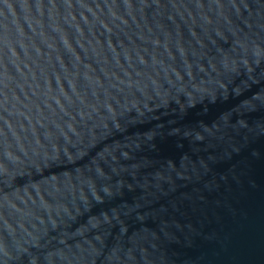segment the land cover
Instances as JSON below:
<instances>
[{"label": "water", "instance_id": "water-1", "mask_svg": "<svg viewBox=\"0 0 264 264\" xmlns=\"http://www.w3.org/2000/svg\"><path fill=\"white\" fill-rule=\"evenodd\" d=\"M0 264H264V0H0Z\"/></svg>", "mask_w": 264, "mask_h": 264}]
</instances>
